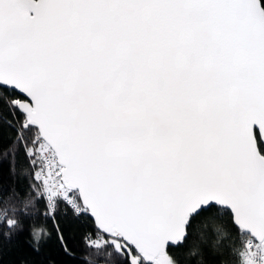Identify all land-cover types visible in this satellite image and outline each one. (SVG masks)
<instances>
[{"label": "snow or ice", "instance_id": "1", "mask_svg": "<svg viewBox=\"0 0 264 264\" xmlns=\"http://www.w3.org/2000/svg\"><path fill=\"white\" fill-rule=\"evenodd\" d=\"M0 159V264H264V0H0Z\"/></svg>", "mask_w": 264, "mask_h": 264}, {"label": "trees", "instance_id": "2", "mask_svg": "<svg viewBox=\"0 0 264 264\" xmlns=\"http://www.w3.org/2000/svg\"><path fill=\"white\" fill-rule=\"evenodd\" d=\"M8 133L5 132V135ZM11 179L10 174H9V161L7 160H2L0 159V180H3L5 183H7ZM63 227L67 228V234L70 236L72 239H76L79 235L80 232V227L77 225H62ZM28 239V234L24 233L20 240L21 243L23 244L24 241ZM53 245H55V238L53 235ZM24 247L26 248L27 245L24 244ZM21 259V254L16 250V249H9L5 248L4 252V264H19V260Z\"/></svg>", "mask_w": 264, "mask_h": 264}]
</instances>
